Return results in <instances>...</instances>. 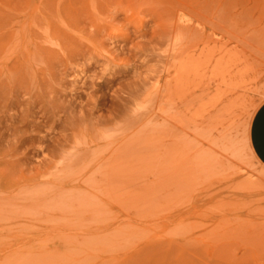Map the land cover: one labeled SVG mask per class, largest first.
Instances as JSON below:
<instances>
[{"label":"rangeland","instance_id":"1","mask_svg":"<svg viewBox=\"0 0 264 264\" xmlns=\"http://www.w3.org/2000/svg\"><path fill=\"white\" fill-rule=\"evenodd\" d=\"M264 0H0V264H264Z\"/></svg>","mask_w":264,"mask_h":264},{"label":"crops","instance_id":"2","mask_svg":"<svg viewBox=\"0 0 264 264\" xmlns=\"http://www.w3.org/2000/svg\"><path fill=\"white\" fill-rule=\"evenodd\" d=\"M249 144L255 158L264 166V102L251 122Z\"/></svg>","mask_w":264,"mask_h":264}]
</instances>
